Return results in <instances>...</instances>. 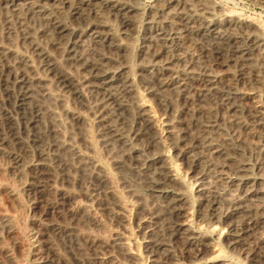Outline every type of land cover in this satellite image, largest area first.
I'll return each instance as SVG.
<instances>
[{
  "label": "bare ground",
  "instance_id": "6f19581e",
  "mask_svg": "<svg viewBox=\"0 0 264 264\" xmlns=\"http://www.w3.org/2000/svg\"><path fill=\"white\" fill-rule=\"evenodd\" d=\"M224 4L0 0V264H264V22Z\"/></svg>",
  "mask_w": 264,
  "mask_h": 264
},
{
  "label": "rangeland",
  "instance_id": "374dc122",
  "mask_svg": "<svg viewBox=\"0 0 264 264\" xmlns=\"http://www.w3.org/2000/svg\"><path fill=\"white\" fill-rule=\"evenodd\" d=\"M218 2H220L221 4H224L228 7H234L238 12L242 13L243 15H249V16H252V17H255L261 21L264 22V4H257L256 2L252 1V0H216ZM222 1V2H221ZM232 1V2H231ZM144 6H148L150 4V0H142ZM238 5V6H237ZM238 7V8H236ZM91 135V139H92V142L93 144L96 145V140H95V136L94 134H90ZM98 156V155H97ZM98 158V157H97ZM26 228L25 227H20V232L21 234H23L22 236L24 237L25 234H26ZM26 237V236H25ZM27 242V247H28V252L29 250L31 249L32 247V242L29 241V240H26ZM30 252L27 254L25 260H24V263L28 262L29 260V255Z\"/></svg>",
  "mask_w": 264,
  "mask_h": 264
}]
</instances>
